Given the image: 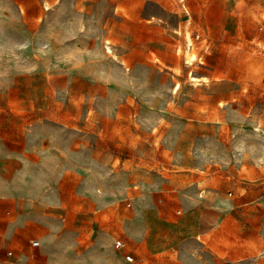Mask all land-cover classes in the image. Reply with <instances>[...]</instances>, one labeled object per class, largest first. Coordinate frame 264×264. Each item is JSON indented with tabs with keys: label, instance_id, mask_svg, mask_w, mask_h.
<instances>
[{
	"label": "rangeland",
	"instance_id": "rangeland-1",
	"mask_svg": "<svg viewBox=\"0 0 264 264\" xmlns=\"http://www.w3.org/2000/svg\"><path fill=\"white\" fill-rule=\"evenodd\" d=\"M6 263L264 264V0H0Z\"/></svg>",
	"mask_w": 264,
	"mask_h": 264
},
{
	"label": "built area",
	"instance_id": "built-area-1",
	"mask_svg": "<svg viewBox=\"0 0 264 264\" xmlns=\"http://www.w3.org/2000/svg\"><path fill=\"white\" fill-rule=\"evenodd\" d=\"M40 244V241L38 239H32V245L37 246ZM115 244L118 248H125L127 246V242L121 238V237H117L115 239ZM9 253H12V251L10 250ZM125 259L129 262H132L135 260V256L131 251H127L125 253ZM47 264H55V263H47Z\"/></svg>",
	"mask_w": 264,
	"mask_h": 264
},
{
	"label": "crops",
	"instance_id": "crops-1",
	"mask_svg": "<svg viewBox=\"0 0 264 264\" xmlns=\"http://www.w3.org/2000/svg\"><path fill=\"white\" fill-rule=\"evenodd\" d=\"M118 249H120V250H122V249H124L125 250V252H124V258H125V253L127 252V251H131V249H129V246L127 245L125 248H118ZM132 252V251H131ZM133 253V252H132ZM135 256V255H134ZM126 260V259H125ZM127 261V260H126ZM135 261V260H134ZM129 262V261H128ZM133 262V261H132ZM47 264V263H46Z\"/></svg>",
	"mask_w": 264,
	"mask_h": 264
},
{
	"label": "bare ground",
	"instance_id": "bare-ground-1",
	"mask_svg": "<svg viewBox=\"0 0 264 264\" xmlns=\"http://www.w3.org/2000/svg\"><path fill=\"white\" fill-rule=\"evenodd\" d=\"M188 36H189V41H190V43L192 44V38H191V36L188 34ZM109 42V41H108ZM195 56V54L194 53H190L189 54V58L191 59V58H193ZM7 264V263H6Z\"/></svg>",
	"mask_w": 264,
	"mask_h": 264
}]
</instances>
